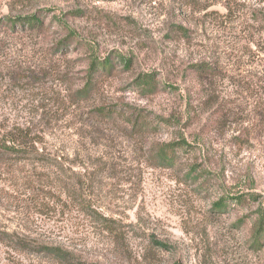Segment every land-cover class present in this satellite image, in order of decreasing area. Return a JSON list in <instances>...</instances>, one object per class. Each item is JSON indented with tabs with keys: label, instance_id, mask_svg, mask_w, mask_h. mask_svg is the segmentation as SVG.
<instances>
[{
	"label": "rangeland",
	"instance_id": "1",
	"mask_svg": "<svg viewBox=\"0 0 264 264\" xmlns=\"http://www.w3.org/2000/svg\"><path fill=\"white\" fill-rule=\"evenodd\" d=\"M259 16L264 0H0V264H264ZM93 60L113 68L87 92Z\"/></svg>",
	"mask_w": 264,
	"mask_h": 264
},
{
	"label": "trees",
	"instance_id": "2",
	"mask_svg": "<svg viewBox=\"0 0 264 264\" xmlns=\"http://www.w3.org/2000/svg\"><path fill=\"white\" fill-rule=\"evenodd\" d=\"M224 7L225 9H227V12L231 11V8L229 7L228 4H224ZM208 8L209 6L200 7V9L197 12L198 13L205 12L207 11ZM28 21L33 22V23L37 22L36 18H32V17L29 18ZM256 22H259L261 25H264V18L259 16L256 19ZM181 32L186 36L183 29H181ZM261 33H264V32L261 31ZM126 63L127 61L124 62L123 66H125ZM112 68L113 66L110 60H104L102 62L93 60L90 65V71L87 75V81L84 87L85 88L84 91L90 92L91 90H93V88L96 86L95 81L97 80L98 77L102 76V72L105 71L107 72V74H109L112 71ZM190 69L194 75L198 76L199 78H203V79L213 78L217 76L218 74V67L216 64L212 65L208 63H194L190 66ZM154 81L155 80H154L153 75L140 76L137 80L140 88H143L144 92L148 94L153 93L154 90L157 88ZM11 141L12 139L0 140V151H5L7 154H10L11 152L15 151L14 147H8L6 145L7 143H10ZM169 154L165 151V149L163 151L161 150L159 154V159H161L162 161L166 163V161H170V159L173 158L171 156L172 153H169ZM236 201L237 202L241 201V198H237ZM222 206H225V203H223L222 201L215 204V207H218V208H222ZM263 233H264V218L262 219V222L259 224L257 228L256 237L261 236ZM0 242H4L2 233H0Z\"/></svg>",
	"mask_w": 264,
	"mask_h": 264
}]
</instances>
